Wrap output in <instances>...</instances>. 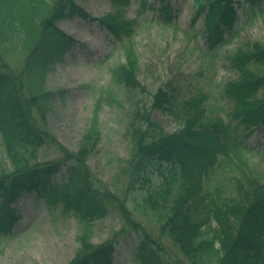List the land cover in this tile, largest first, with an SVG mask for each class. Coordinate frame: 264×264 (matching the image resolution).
Wrapping results in <instances>:
<instances>
[{"label":"trees","instance_id":"1","mask_svg":"<svg viewBox=\"0 0 264 264\" xmlns=\"http://www.w3.org/2000/svg\"><path fill=\"white\" fill-rule=\"evenodd\" d=\"M110 1L115 9L99 20L100 25L118 40L123 35L130 37L132 22L121 20V9L128 0ZM26 2L31 10L28 18L33 48L21 70L8 66L4 52L17 34L22 35L24 45L27 14L16 23H8L4 29L6 39L0 42V135L10 163L9 172L0 173V233L8 234L17 219L12 204L23 192H35L51 205L60 202L63 212L73 214L80 223V250L69 264H113L116 243L130 232L140 238V264H264V173L254 172L242 161L240 141L238 136L232 140L229 123L219 117H206L207 95L201 92L182 101L163 90L153 95L152 108L168 112L182 126L166 133L146 111L144 127H134L131 155L114 178V184L122 187L120 193L116 192L87 164L97 150V130L89 129L73 152L51 134L46 121L52 95L41 86L43 76L71 42L56 27V21L87 15L75 0H53L50 17L37 24L34 16L39 10L35 3L44 2ZM231 2L197 0V13L208 7L205 28L211 48L225 41L222 27L231 26ZM141 5L146 6L145 0ZM160 12L166 22L171 20L168 5ZM9 15H3L5 22ZM253 16L254 12L246 22ZM125 56V64L117 65L112 74L132 97L145 92V88L137 79V57L129 42ZM230 63L240 76L225 86L224 96L233 104L231 117L238 120L235 129H241L243 138H247L264 127V97H257L264 89V45L246 43L232 55ZM44 149L54 150L57 158L40 161ZM219 156H233L232 165L241 171L235 176L234 194L228 196L222 195L219 185L207 190L210 174L220 165ZM62 168L68 180L57 184L51 177ZM110 213L117 214L122 228L104 243H91L88 233L93 223ZM147 213L158 216L159 231L177 250L176 259L165 253L162 244L154 243L138 220V215Z\"/></svg>","mask_w":264,"mask_h":264},{"label":"rangeland","instance_id":"2","mask_svg":"<svg viewBox=\"0 0 264 264\" xmlns=\"http://www.w3.org/2000/svg\"><path fill=\"white\" fill-rule=\"evenodd\" d=\"M26 1L0 0V42L6 39L4 29L9 27L8 23L12 20L16 23L21 15L27 14L23 23L26 27L24 45L22 35L17 34L5 46L7 63L14 68H21L27 53L23 47L32 44L28 18L31 10ZM44 1L51 3V0ZM137 1L130 0L124 18L137 21L131 25L134 29L132 39L139 59L138 80L145 87V93L130 99L123 88L113 82L111 67L124 61L120 44L95 22L79 17L58 23L59 28L74 38V44L60 62L49 68L41 84L44 91L53 94L46 114L51 134L68 149L77 151L86 132L94 127L99 133V142L88 163L98 179L118 193L122 187L114 184V178L119 176L124 161L131 155L134 127L145 125V111H150L152 121L167 133L180 127L168 112L151 109L152 95L162 88L172 90L176 99L181 100L203 91L208 94L206 105L210 117L218 115L229 120L232 104L224 97L223 90L226 84L239 78L230 67L229 57L246 42L264 45V14L244 28L235 27L231 41L211 51L206 42L203 15L193 22L197 7L193 0H166L174 8L171 26L157 23L161 0H148L151 7L140 15L136 13ZM241 1L249 14L253 4ZM40 3H35L38 19L43 18L47 10V6ZM77 3L90 18H99L110 10L109 0H77ZM262 3L264 5V1ZM12 5L15 8H11ZM6 13L10 14L7 22L3 18ZM235 13L245 18L240 9ZM263 96L264 90L258 97ZM263 140L264 129H258L244 140L245 150H240L242 161L254 172H264V155L260 154ZM56 155L54 150L44 149L39 159L51 160ZM9 164L0 136V173L9 172ZM240 174L241 171L225 159L210 178L219 185L223 195H231L235 192L234 176ZM51 180L57 184L66 182L65 169L54 174ZM14 207L20 217L11 233L0 234V264H69L75 258L80 250V223L72 214L63 212L60 202L49 205L34 193H23ZM138 219L155 241L170 253L175 252L169 239L159 232L157 215L147 213L139 215ZM121 227L117 214H108L93 223L88 233L90 242L101 244ZM139 240L133 233L124 235L119 241L114 264H139L136 259Z\"/></svg>","mask_w":264,"mask_h":264}]
</instances>
